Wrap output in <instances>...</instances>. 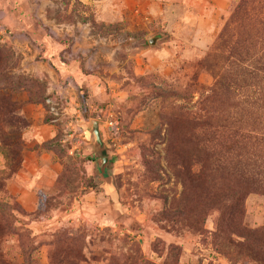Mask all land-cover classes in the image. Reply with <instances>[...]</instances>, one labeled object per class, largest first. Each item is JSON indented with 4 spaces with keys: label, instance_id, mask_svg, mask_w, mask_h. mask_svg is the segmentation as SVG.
Returning <instances> with one entry per match:
<instances>
[{
    "label": "rangeland",
    "instance_id": "rangeland-1",
    "mask_svg": "<svg viewBox=\"0 0 264 264\" xmlns=\"http://www.w3.org/2000/svg\"><path fill=\"white\" fill-rule=\"evenodd\" d=\"M173 1L203 27L197 19L172 33L153 24L127 31L88 14L83 0L50 3L56 21L90 22L97 40L92 64L103 76L83 86L80 104L82 129H108L106 186L90 143L68 151L64 118L47 111L39 44L25 43L23 29L10 40L0 0V264H264V139L253 138L259 121L248 111L253 91H264V0ZM25 104L46 108L57 128L41 146L62 165L29 205L6 190L28 143ZM144 109L151 124L128 129Z\"/></svg>",
    "mask_w": 264,
    "mask_h": 264
},
{
    "label": "crops",
    "instance_id": "crops-1",
    "mask_svg": "<svg viewBox=\"0 0 264 264\" xmlns=\"http://www.w3.org/2000/svg\"><path fill=\"white\" fill-rule=\"evenodd\" d=\"M1 1L3 7L2 24L5 28L11 29L12 32L9 34L12 37L10 40L14 42L20 40L21 36L17 32L19 29H23L26 32L24 35L26 40H23L25 43L36 41L39 44L45 72L37 71V73L47 81V94L59 92L61 85L69 82L76 89L79 101L83 102V86L87 88L93 87L100 79L98 73L103 76L92 64L96 60L99 51L96 48L97 40L90 33V22L85 24L77 22L71 26L66 22L56 21L50 12V3L52 4L53 0ZM83 1L88 5V14L93 13L96 19L106 24L119 21L121 28L127 31L144 29L148 25L153 24L172 33L176 22H182L184 25L197 24V19L199 20V25L197 24L196 26L203 27L202 17L192 16V18L185 19L184 17H187L186 9L178 11L174 6L173 0ZM207 1H204L205 4H207ZM195 8H198L200 14H203L202 4ZM188 10L191 11V7H188ZM143 37L148 38L144 34L140 36V38ZM171 40L175 39L171 37ZM147 52L148 49L144 48L140 49L138 54L145 55ZM159 60L158 57H155L152 63ZM137 64L135 65L134 73L144 72L140 71V67ZM22 112L29 120L26 131L28 143L24 148L20 166L6 182V190L15 196L20 203L29 205L34 195L41 188L49 187L50 183H53L52 179L61 171L62 165L54 160V155L51 151L41 146L44 141L52 138L57 128L55 123L45 118L46 108L41 104H25ZM152 116L149 109H144L134 116L127 127L128 129L147 127L153 120ZM102 126L103 128L100 131L105 144L104 155H107L106 147L109 133L101 122L100 128ZM90 127L89 125L86 126L78 136L84 145L90 143L93 150L98 153L99 157H94L93 159L94 168L98 171V167L102 163H99V161H102L103 155L100 154L97 147L93 144L95 136L89 131ZM125 128L124 122L122 126L123 132H125ZM92 135L94 136L93 138L91 137ZM83 144L81 145L82 147ZM109 159L112 164L110 157ZM103 181L106 186L110 183L106 180Z\"/></svg>",
    "mask_w": 264,
    "mask_h": 264
},
{
    "label": "built area",
    "instance_id": "built-area-1",
    "mask_svg": "<svg viewBox=\"0 0 264 264\" xmlns=\"http://www.w3.org/2000/svg\"><path fill=\"white\" fill-rule=\"evenodd\" d=\"M76 89L71 83L66 82L61 85V90L57 93H50L46 97L47 111L50 114L64 118L66 134L64 142L69 145V152L78 151L82 145V140L78 134L82 131V124L86 122L82 112L79 97ZM107 128L112 132L118 130L119 121L110 119L106 120Z\"/></svg>",
    "mask_w": 264,
    "mask_h": 264
},
{
    "label": "trees",
    "instance_id": "trees-1",
    "mask_svg": "<svg viewBox=\"0 0 264 264\" xmlns=\"http://www.w3.org/2000/svg\"><path fill=\"white\" fill-rule=\"evenodd\" d=\"M264 78V77H263ZM254 93H253V95L249 98L250 99V101H249V107H248V111H250L251 113H250V115L252 116V115H254L255 114V116H253V117H255V121H259V123H257V126H258V129H260V135L259 136H254L253 135V138L254 139H257V140H259V139H261V140H263L264 139V134H263V130L262 129H264V106H261V105H256V103L261 99V100H264V91H262L260 88L258 89V90H255V91H253ZM256 108H262V111L261 112H259V111H257V112H259V113H261V115H259V116H257V113H256ZM252 111H255V112H252ZM261 123H263V126H261ZM257 129V130H258ZM248 131L250 132H257V131H254L253 129H248ZM243 133H244V131H243ZM242 133V134H243ZM256 134V133H255ZM0 135H1V137H0V142L2 143V144H6V140H7V137H5V136H3V135H6L5 133H3V132H0ZM242 156H244L245 157V159H246V161H248L249 160V157L248 156H246V155H242ZM256 162L257 161H252V162H250L248 165H251V167L253 168V170L255 171V167H256ZM258 172H260V171H258ZM254 178V177H253ZM1 204H0V209H1ZM3 208V207H2ZM6 222L4 221V220H0V232L1 231H3L4 229H6V224H5Z\"/></svg>",
    "mask_w": 264,
    "mask_h": 264
},
{
    "label": "water",
    "instance_id": "water-1",
    "mask_svg": "<svg viewBox=\"0 0 264 264\" xmlns=\"http://www.w3.org/2000/svg\"><path fill=\"white\" fill-rule=\"evenodd\" d=\"M157 37H153L149 39L150 43H155ZM100 124L101 122L99 121H94L89 128V131L94 134L95 139H94V146L97 147V150L100 152L102 156V163L101 166L98 167V173L99 175L104 178L106 181L110 182L111 176L108 174V169L111 166L110 159L107 155H104V140L102 138V133L100 131Z\"/></svg>",
    "mask_w": 264,
    "mask_h": 264
},
{
    "label": "flooded vegetation",
    "instance_id": "flooded-vegetation-1",
    "mask_svg": "<svg viewBox=\"0 0 264 264\" xmlns=\"http://www.w3.org/2000/svg\"><path fill=\"white\" fill-rule=\"evenodd\" d=\"M102 161L100 160L99 163H101Z\"/></svg>",
    "mask_w": 264,
    "mask_h": 264
}]
</instances>
